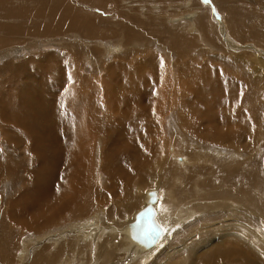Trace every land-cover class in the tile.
<instances>
[{
  "label": "rangeland",
  "instance_id": "rangeland-1",
  "mask_svg": "<svg viewBox=\"0 0 264 264\" xmlns=\"http://www.w3.org/2000/svg\"><path fill=\"white\" fill-rule=\"evenodd\" d=\"M223 1L0 0V104L7 102V94L11 91L9 94L15 95L9 109L12 111L15 107L13 112H16L20 106L17 93H27L33 86L40 90L39 83L48 80L51 88H46L45 92L50 94L58 91L57 85L64 80L65 85H70V98L64 102L63 116L56 125L71 124L70 118L62 121L68 116L64 110L70 106L74 112L81 109H76L72 103L80 102L86 96H91L89 102L97 110L96 115L104 117L97 123L101 133L96 135L90 150V183L96 190V195L89 194L87 199L89 205L92 203L86 213L90 215L72 221L69 218L65 222L62 217L40 226V222H44L41 220L49 218L52 211L46 208L44 214L37 217L39 212L29 211L15 202L23 186L29 188L27 185L35 166L28 144L18 142V145L15 141L18 136L21 139L24 129L29 136L30 130L23 126L29 120L24 122L27 118L23 110L19 114L21 118L24 116L21 130L22 126H14L8 121L3 113L5 106L0 105V113L5 115V118L0 115V154L4 155L0 157L1 170L4 169L0 172V198L3 197L0 200L3 201L0 203V264H173L180 261L181 264H198L219 244L234 250L226 264H243L241 256L244 262L264 264V0H229L230 4ZM60 3L67 4L71 11L65 13L60 9ZM92 4L99 6L90 8ZM100 5L108 12H102ZM236 11L238 24L234 26ZM78 13L84 17L87 13L86 21L73 20ZM191 13L196 14L195 18H185ZM71 17L76 23L74 26L68 25ZM86 22L88 27L89 23L95 25L94 30L84 28ZM112 65L118 69L114 68L112 73L115 72L108 77L107 68ZM207 71L213 75L208 76ZM105 77L107 84L112 86L103 82ZM195 79H199L196 85L200 89L206 82L210 88L212 84L217 98L202 90L200 96L205 101L201 98L204 102H198L200 96H192L194 86L191 82ZM133 83L151 87L144 92H152L156 97L148 102L147 115L149 111H156V117L150 118L157 122L150 119L152 122L148 123L147 118L143 121L140 112L137 123L138 127L152 125L155 131L152 134L157 136L153 140L159 143L155 142V147L152 143L153 149L145 147L149 143L147 135L138 143L140 151L149 158L151 149L161 155L160 164L149 172V176L146 174L141 179L140 175L138 178L131 175L137 180L129 188L122 176L117 175L115 182L112 181L113 177L106 169L103 158L107 154V144L111 146L108 150L114 147L111 140L110 143L108 139L104 140L102 133L107 124L119 129L124 120L112 113L111 107L117 108L115 98H118L120 110L128 107L132 110L139 103L140 99H135L133 106L131 102H125L124 106L121 100L123 97L133 99ZM22 84L28 88L23 89ZM227 86L229 92L224 95ZM111 87L116 96L113 94L115 98L109 108L104 97ZM184 95L190 101L184 106L185 110L193 109L187 116L196 112L197 122L202 123L200 132L210 127L207 125L211 122L217 128L220 126V130L217 129L220 134L230 130V139L207 140L202 136L205 133L198 136L194 127H186L185 117L181 118ZM193 99L198 106L192 105ZM51 114L57 115L56 111ZM237 125L238 131L234 133ZM131 129L132 139L136 138L137 134ZM48 132L49 138H58V142L63 140L57 136L55 125H51ZM127 141L126 137L122 147H127ZM130 154L129 157L138 156L135 150ZM123 162L129 167L133 164L129 158ZM10 163L17 177L24 179L23 185L9 178V169L5 172ZM149 190L158 193L157 218L164 237L150 251L151 255L132 260V251L129 247L127 250L117 247L116 237L122 238L123 231L129 229V221L144 207L142 197ZM98 195L102 197L98 198ZM28 196H31L30 190ZM12 203L17 204V210L15 204L13 209L8 206ZM7 211L15 215L9 221L11 214ZM77 222L84 225L77 227ZM57 250L60 256L55 254Z\"/></svg>",
  "mask_w": 264,
  "mask_h": 264
},
{
  "label": "bare ground",
  "instance_id": "bare-ground-1",
  "mask_svg": "<svg viewBox=\"0 0 264 264\" xmlns=\"http://www.w3.org/2000/svg\"><path fill=\"white\" fill-rule=\"evenodd\" d=\"M29 1V0H28ZM4 3V2H3ZM7 3V2H6ZM9 3V2H8ZM95 3V2H94ZM5 4V3H4ZM22 4V3H21ZM83 4V3H81ZM6 5V4H5ZM61 7L60 9L64 10V12L66 11H71V8L67 6V4L65 3H60ZM83 5L86 6V4L84 3ZM21 6V5H20ZM94 6H99V4H92L90 5V8H93ZM101 8L100 10L102 9L103 11L102 12H108L106 10L108 9H104L105 7H103V5H100ZM55 7V5L53 6V8ZM95 10H98V9H95ZM16 11V10H15ZM65 12V13H66ZM74 12V11H72ZM82 12V11H81ZM68 13V12H67ZM77 13V12H76ZM75 13V14H76ZM84 13V12H83ZM72 14V13H71ZM79 16H76L74 17L73 20H78L80 22H84L86 21L87 17V13H85V17L80 15L81 13H78ZM62 15V13H61ZM191 15V18H195L196 14L195 13H191L189 14ZM216 17V15H214ZM70 20H72V18ZM186 17V16H185ZM6 18V17H5ZM69 19V16L67 17ZM218 18V17H217ZM98 19V18H97ZM100 19V18H99ZM188 19V18H187ZM68 21V25L70 26H74L76 23L72 21ZM218 20V19H217ZM66 20L64 19V22ZM99 22V20H97ZM190 21V20H189ZM64 22H62V24H64ZM67 22V21H66ZM70 22V23H69ZM92 22V21H90ZM87 22L85 23V27L84 28H89L90 27V30H94V26L95 25H92V23H89L90 26L88 27L87 26ZM94 24V22H93ZM66 25V24H65ZM104 26V25H103ZM63 28V27H62ZM67 29V28H66ZM85 29V30H86ZM69 30V29H68ZM87 31V30H86ZM85 31V32H86ZM91 31H87V32H90L91 34H93ZM100 31V30H98ZM66 33V31H65ZM89 34V33H88ZM96 34H93L92 36H95ZM91 36V35H90ZM91 36V38H93ZM96 37V36H95ZM90 38V37H89ZM121 66V65H119ZM124 67V66H122ZM114 68L118 69L117 66H110L108 67V77H110V75L115 72L112 73V71L114 70ZM120 68V67H119ZM121 69V68H120ZM126 69V68H125ZM18 70L20 71V69L18 68ZM127 71V70H126ZM21 72V71H20ZM24 71H22V74ZM44 72V71H43ZM213 72V71H212ZM211 73V72H210ZM216 73V72H215ZM20 74V73H19ZM26 74V72H25ZM207 74H208V71H207ZM14 75V74H13ZM151 75V74H150ZM213 75L212 74H208V76H211ZM18 76V74H17ZM22 76V75H21ZM37 76V75H36ZM130 76V75H129ZM18 78V77H17ZM32 78V77H31ZM35 78V77H34ZM141 78V77H140ZM14 80V79H13ZM17 80V79H16ZM52 80V79H51ZM10 81V80H9ZM47 81V82H46ZM44 83H39L40 84V90L37 89L35 86L32 87V89L29 90V92L27 93H17L18 96V99L19 102L18 104L20 106H23L22 109L20 106H18L17 102L15 104H17L18 107L21 108H18L17 107V110L15 107H13L14 112H13V109L12 111L9 109L11 106H13V103H10L14 97L13 95H15L14 93H11L13 95H10L9 93L11 92H7V97L9 95V97H5L7 98V102L5 100L6 103H3V104H0L1 106L4 105L5 106V111H3V113L5 115H7V119L9 122H12L14 124V126H20L21 123H24L25 120H29L27 123V125L24 123L23 126H27V130H30V132L28 131V135L29 136H26L27 134V131L26 129L23 130V126H22V129L24 131V134L21 136V139H19V136H18V139L15 138V141H16V144L19 145L18 142H24L27 146L28 144V148L32 151L31 152V159L33 161V164H35V166H33V170L31 171L33 174L30 175V178H31V184L29 183L27 186L29 188H26V186L24 187L23 186V189L26 188L25 191H23L22 189V192L21 194L15 199L16 203H20V205H22L24 208H27L29 211H35L36 213L39 212V216L37 217H40L41 215H43L44 213V210L47 208V211H52V215L49 217V218H46L44 220H41V221H44V222H40V226H43L46 222H56L58 221L60 218L63 217L64 219V222L66 220L69 219L70 221H72V219L74 220H77L83 216H89V214H86L88 213L87 211L89 210V206L92 205H89L90 203V200L89 202L87 201L88 199V196L89 194L92 195V197L94 195H96V190H94L95 187H93L92 183H90L91 181V176L89 175L90 173V168H91V164H90V157H91V153H90V150L92 149V143H93V140H95L99 133L100 132V129L98 128V124L104 117L103 116H99L101 114H97L96 115V112L97 110L96 109H93L92 108V105L90 104V97L91 96H86L85 98L82 97V100L79 102L77 101L76 103L73 101V105L76 106V109L79 107L81 109L77 110L76 112L73 111V108L72 106H70L67 110H64L67 112L68 116L67 118H63L62 121H67L66 119L70 118L71 120L69 121H72L71 124H68L69 122H67L66 124H63V125H56L57 124V120H59V118H61V110L64 109L65 107V101L66 99H69L70 98V92H71V88H70V85H65L66 84V81L64 80H61L59 82V84L57 85V88H58V91L56 92H52L50 94L46 93L45 90L46 88L50 90L51 86H50V82H48V80H46ZM199 79H195L194 80V83H192V85L194 86V92H193V97H199L200 95L203 94V91H204V94L206 92H209L208 94H210L212 97L217 98L218 95H216L214 93V88L211 84V88H210V85L206 82L205 85L200 89L198 90L197 88V83H198ZM20 82V81H19ZM34 82V81H33ZM36 82V81H35ZM34 82V83H35ZM54 82V81H53ZM104 83L107 84L108 80L106 79L105 77V80H103ZM116 82V81H115ZM11 83H13L11 81ZM52 83V81H51ZM112 83V82H111ZM143 83V82H142ZM145 83V82H144ZM26 84V83H25ZM31 84V83H30ZM57 83H55L56 85ZM105 84V86H106ZM113 84V83H112ZM117 84V83H116ZM134 84V83H133ZM136 84H137V81H136ZM241 84V83H240ZM32 85V84H31ZM30 85V86H31ZM54 85V86H55ZM65 85V86H63ZM108 87L112 86L111 84H107ZM110 85V86H109ZM118 85H122V84H118ZM124 85V84H123ZM145 85V84H144ZM11 86V85H10ZM14 86V85H13ZM19 86V85H18ZM21 86V85H20ZM23 86V89H26L28 88L27 87H24V84H22ZM21 86V87H22ZM114 86V84H113ZM133 86V85H132ZM146 86V85H145ZM56 87V86H55ZM85 87V86H84ZM125 87V86H124ZM151 88V87H150ZM149 87H143V86H137L134 84L132 90L133 92L135 93V95L133 96V99L130 98V99H124V97L121 99L122 102H123V105L125 104V102H131L132 106L134 105L132 103L133 100L135 99H140L139 100V103L137 105H134L132 107V110H127L128 108L126 109H122L120 110L119 108V104H118V98H115L114 95V91L111 90L112 87L110 88V90H108L106 92V96L104 97L105 98V101L108 103L109 105V108L111 107V104H112V101L113 99L115 98L116 102H117V108L115 107H111V109L113 108V115L118 118V117H123L124 120L123 122L121 123L120 125V128L117 129L114 125L112 124H107L105 126V128L103 129V133H102V136L104 138V140H107L108 139V143H110V140L113 142V149L112 150H108L111 146L109 144H107V154L104 156V163L106 164V169L110 172V176L113 177V180L115 179V176H122L123 179L125 180V183L126 185H128L129 188H131L132 184L137 180L138 176L140 175V178L142 179L145 178L148 174L149 176V172H151L152 170H155V168L160 164V158H159V155H161L160 153L161 152H158L157 154V151H154L153 152V144L156 142L155 140L157 138H155L156 134H152L154 133L153 130H152V125L151 126H143V127H138V123H137V119H138V116L140 115L139 113L141 112V116H142V120L143 121H146V118L148 119L146 122H155L154 119L152 120L150 118V116H153L152 118H154V116L156 117V111H149V114L147 115V111L149 110L150 108V104H148V102H150L151 98H156L155 96H153L152 92H148ZM153 88V87H152ZM41 89L44 91L42 92ZM144 89L148 91H145L144 92ZM197 89V90H196ZM235 89V88H234ZM12 90V89H11ZM154 89H152L153 91ZM203 90V91H202ZM227 90V91H226ZM237 90V89H236ZM26 91V90H25ZM126 91V90H125ZM206 91V92H205ZM233 91V90H232ZM15 92V91H14ZM24 92V91H23ZM148 92V93H146ZM156 92V91H155ZM163 92V91H162ZM229 92V89H228V86L225 87V90H224V95H226L227 93ZM16 93V92H15ZM123 93V92H122ZM114 94V95H113ZM162 94V93H161ZM185 94V92L183 93ZM182 94V96H183ZM207 94V95H208ZM231 94V93H230ZM3 95V94H2ZM1 95V96H2ZM116 96V95H115ZM130 97V96H129ZM128 97V98H129ZM158 97H159V93H158ZM185 97V100L183 99L182 100V105L180 107L184 108V111H183V114L181 116V118L185 117L184 118V125L186 127H189V128H192L194 127V133L197 134L198 136H200V133H205L203 134L202 136L207 139V140H211V141H228L230 139V130H226V132L224 134H220V132L218 130H220V126L217 128L216 126H213V123L211 124H208L207 126H210L208 128H205L204 131H201L200 132V129H201V124L199 121L197 122V118H196V112H194L193 114L187 116L190 112H192L193 109H186V104L190 103V101L188 102L186 100V95H184ZM192 97V98H193ZM2 99V97H0ZM202 97L200 96V99ZM223 98V97H222ZM226 98V96H225ZM228 98V97H227ZM1 99H0V102H1ZM9 99V100H8ZM16 99V97H15ZM14 99V101H15ZM160 99V98H159ZM204 100V98H202ZM200 100L198 102H201L203 103L204 101L203 100ZM221 99V97H220ZM20 100H22L20 102ZM144 100V101H143ZM147 100V101H145ZM223 100V99H222ZM154 101V100H153ZM158 101V99H157ZM161 101V100H160ZM203 101V102H202ZM144 102H146L147 104H145ZM159 102V101H158ZM157 102V103H158ZM196 100H192V105L193 106H198V105H195L196 103ZM2 103V102H1ZM71 104V105H72ZM90 104V105H88ZM121 104V103H120ZM130 104V103H128ZM130 104V105H131ZM144 104V105H143ZM119 105V106H118ZM191 105V104H190ZM0 106V107H1ZM15 106V105H14ZM126 106V104L124 105ZM192 106V107H193ZM144 107V109H143ZM189 107V106H188ZM187 107V108H188ZM12 108V107H11ZM159 108V107H158ZM181 108V110H183ZM9 109V110H8ZM143 109V110H142ZM157 110V108H154ZM161 109V108H160ZM159 109V110H160ZM23 110L25 111L26 114H24L25 118L27 119H24V122H22V118H24V116L22 115V118L21 116L19 115L21 112H23ZM57 110H60L57 111ZM152 110V109H150ZM39 111H43V112H39ZM57 113V115H53L51 113L55 112ZM101 111H99L100 113ZM199 112V111H198ZM12 113V115L10 114ZM155 113V114H154ZM160 113V112H159ZM182 113V112H181ZM23 114V113H22ZM1 116H4L5 118V115H2L0 113ZM158 116V115H157ZM187 116V117H186ZM149 117V118H148ZM1 118V117H0ZM58 118V119H57ZM7 119H6V122H7ZM152 121H151V120ZM156 119V118H155ZM31 121V122H30ZM55 122V123H53ZM157 122V121H156ZM182 123V122H181ZM216 123V122H215ZM156 124V123H155ZM51 125H55L58 129V134L57 136L63 138L60 144L59 139L56 138L55 140H53L51 137L49 138V132H48V129H50V126ZM182 125V124H181ZM13 126V125H12ZM20 126V128H21ZM218 126V125H217ZM230 127V126H229ZM7 128V127H6ZM19 128V129H20ZM133 128V132H135L134 134L136 135V138H133L132 139V136H133V133H130L129 130ZM231 128V127H230ZM5 129V128H4ZM8 129V128H7ZM139 129V132L137 133L136 130L138 131ZM218 129V130H217ZM238 125H237V128L235 129L234 133L237 132L238 130ZM132 130V129H131ZM143 130V131H142ZM4 131V130H3ZM26 131V132H25ZM54 131V130H53ZM142 131V132H141ZM16 132V131H15ZM129 132V133H128ZM20 133V132H19ZM18 133V135H19ZM8 134V132H7ZM53 134V133H52ZM55 134V133H54ZM152 134V135H151ZM10 135V134H9ZM49 135V136H48ZM97 135V136H96ZM148 135V136H147ZM23 136H26V137H23ZM56 136V135H54ZM148 137V140H149V143H147L145 145V147H152L151 150H149L150 152L148 153H151V156L149 158V155L148 154H143V151H140V147H139V141L141 139L145 140V137ZM233 136V135H232ZM235 136V135H234ZM29 137V138H28ZM123 137V139H121ZM128 138V141H127V147H122L123 144H124V140L125 138ZM146 137V138H147ZM157 137V136H156ZM99 138V137H98ZM153 138L155 140H153ZM202 138V137H201ZM234 138V137H233ZM7 139V137H6ZM9 139V138H8ZM65 139V140H64ZM10 140V139H9ZM12 140V139H11ZM57 140V141H56ZM97 141V140H96ZM221 141V142H222ZM13 141H11L12 143ZM146 142V141H145ZM158 142V141H157ZM156 142V143H157ZM139 143V144H138ZM150 143H151V146H150ZM153 143V144H152ZM159 143V142H158ZM13 144V143H12ZM157 144H154V147L156 146ZM13 146V145H11ZM15 147V146H14ZM143 147V146H142ZM139 148V149H138ZM146 148V149H147ZM29 150V151H30ZM135 150V152L137 153L138 156H130L129 157V154L130 152H133ZM30 155V154H29ZM131 155V154H130ZM134 155V154H132ZM1 156H4L2 155V153L0 154V157ZM148 156V158H147ZM2 158V157H1ZM5 158V157H3ZM125 158H129L133 161V164L130 165L131 167L129 166H126L124 165V159ZM4 161V160H3ZM2 161V162H3ZM157 161V163H156ZM127 162V160H126ZM159 162V163H158ZM6 164V163H4ZM9 165V164H8ZM7 165V166H8ZM11 165V163H10ZM103 165V164H102ZM5 166V165H4ZM5 166V167H7ZM172 166V165H170ZM118 168L115 170V168ZM1 162H0V172H3V170H1ZM130 168V169H129ZM160 168V166H159ZM173 168V167H171ZM9 169V170H8ZM9 171V175L13 182L14 183H18V181H20V183H22V185L24 184V179H19V177H17V174L14 172V166L11 165L9 167H7L5 169V172L6 171ZM159 170V169H158ZM174 170V168H173ZM194 170V169H193ZM175 171V170H174ZM27 172V171H26ZM25 172V173H26ZM170 172V171H168ZM177 172V171H176ZM29 173V171H28ZM132 173V174H130ZM161 173V172H160ZM183 173V172H182ZM5 174V173H4ZM135 174V177H132L131 175ZM142 174V175H141ZM154 174V173H153ZM29 175V174H28ZM146 175V176H145ZM3 176V175H2ZM27 176V175H26ZM134 176V175H133ZM186 176L183 175V178ZM188 178H189V175H187ZM2 178V177H1ZM18 179V180H17ZM29 179V177H28ZM27 179V181H28ZM120 179V178H119ZM227 178H225L226 180ZM116 180V179H115ZM121 180V179H120ZM119 182H122L120 181ZM123 180V181H124ZM26 181V182H27ZM181 181V179H180ZM184 181V180H183ZM7 182V181H6ZM29 182V181H28ZM115 182V181H114ZM113 182V183H114ZM145 182V180H144ZM111 183V184H113ZM165 183V182H164ZM19 184V183H18ZM118 184V182H117ZM159 184V183H158ZM181 184V183H180ZM118 187V185H117ZM113 188V187H112ZM127 188V187H126ZM195 188V187H194ZM11 189V188H10ZM28 189V190H27ZM109 188H107V191ZM14 190V189H13ZM29 190H30V195L31 196H28L29 194ZM112 190V189H111ZM12 191V190H11ZM10 191V192H11ZM32 191V192H31ZM115 192V191H114ZM28 193V194H27ZM31 193H35V194H31ZM236 193V192H235ZM119 194V193H118ZM130 194V193H128ZM158 194V193H157ZM156 194V191L154 190H149L147 191L142 199H143V205L142 207L145 208L147 206L151 207L154 211V216H153V221L160 226V223L158 221V218H157V208H156V205L158 204L159 202V197L158 195ZM234 194V193H233ZM99 196V195H98ZM101 196V195H100ZM100 196L98 198H100ZM120 196V195H119ZM102 197V196H101ZM113 197V196H112ZM121 197V196H120ZM130 197H131V194H130ZM3 198V197H2ZM0 198V200L2 199ZM15 198V197H13ZM115 198V197H114ZM153 198V199H152ZM220 198V197H219ZM91 199V197H90ZM106 199V198H105ZM104 199V200H105ZM131 199V198H130ZM29 200V202L27 201ZM99 200V199H97ZM114 200V199H113ZM32 204H29L31 203ZM34 201V202H33ZM94 201V199H93ZM91 200V202H93ZM100 201V200H99ZM98 201V202H99ZM103 201V200H102ZM3 203V201H1ZM0 202V203H1ZM101 202V201H100ZM7 203V202H6ZM11 203V202H10ZM23 203V204H22ZM94 203V202H93ZM107 205L108 203L105 202ZM8 204V203H7ZM15 204V203H14ZM12 203V205H8V206H11L10 208H14V205ZM15 204V209H16V205ZM99 204V203H97ZM103 204V206H105ZM100 206V205H98ZM108 206V205H107ZM163 206V205H162ZM142 208V209H143ZM141 209V210H142ZM9 210V209H8ZM17 210V209H16ZM97 210V209H96ZM140 210V211H141ZM9 211H12V210H9ZM7 211V212H9ZM23 211V210H22ZM26 210V212H29ZM119 211V210H117ZM116 211V213H117ZM140 211H137L136 213H134V216L132 217V219L129 221L130 224L128 223V226H129V229H125L122 233V238L120 236H117V241H118V245L117 247H119L120 249L122 250H127L128 247H129V251H132L131 252V255L133 256L132 257V260L134 257H136V259H142L144 258L145 255L147 254H150L151 255V250L156 247L158 245V242L161 241V239L164 237L163 234V229H162V234L161 236L156 240V242L150 246V247H146L145 244L143 243H139L137 242L136 240L133 239L132 237V232H133V220H134V217L135 215L140 212ZM14 212V211H13ZM162 212V211H161ZM10 214L12 212H9ZM8 213V215H9ZM15 213V212H14ZM25 213V211H24ZM23 213V214H24ZM119 213V212H118ZM13 214V213H12ZM12 214L10 216H12ZM16 214V213H15ZM21 214V213H20ZM22 214V215H23ZM25 215H28L25 214ZM35 215V213H34ZM9 216V217H10ZM15 216V215H13ZM13 216L11 218L8 217V221L10 219L13 218ZM17 216V215H16ZM33 216V215H32ZM36 216V215H35ZM21 217V216H20ZM36 217V218H37ZM93 217V216H92ZM16 219V217H14ZM35 218V219H36ZM86 218V217H85ZM81 220V219H80ZM96 220V219H95ZM160 220V219H159ZM83 221V220H81ZM79 221V222H81ZM5 222V221H4ZM63 222V223H64ZM59 222L55 223L54 225H57ZM69 223V222H68ZM72 223V222H71ZM87 223V222H86ZM163 223V222H161ZM3 224V223H2ZM82 224V223H81ZM81 224L79 225L78 222L76 224L81 226ZM84 225V223L82 224ZM75 226V227H76ZM68 227V226H67ZM71 227V226H69ZM78 227V226H77ZM127 227V226H126ZM80 228V227H79ZM1 229V228H0ZM82 229V228H81ZM2 230V229H1ZM6 232V231H5ZM122 232V231H121ZM120 232V233H121ZM9 233V232H8ZM239 234V233H238ZM84 236V235H83ZM116 236V235H115ZM87 237V236H86ZM239 237V235H238ZM3 239V238H2ZM80 239V238H79ZM83 239V238H81ZM77 240V239H76ZM84 240V239H83ZM86 240V239H85ZM116 240V239H115ZM89 241H90V238H89ZM215 241V240H213ZM77 242V241H76ZM95 242V241H94ZM240 242V241H239ZM244 242V241H243ZM90 243V242H88ZM208 244V243H207ZM212 244V243H211ZM76 245V244H75ZM111 245V244H110ZM116 245V244H114ZM74 246V245H73ZM102 246V245H101ZM112 246V245H111ZM56 248V247H55ZM102 247H100L101 249ZM110 249V247H109ZM212 250V254L210 253V255H204L205 257L202 258V260H199L198 264H226V262L228 261V259L230 258V256L232 255L233 251L234 250H231V248H228V247H224L223 245L219 244V245H216L215 247L211 248ZM6 250V249H5ZM105 250V249H104ZM116 250V249H115ZM58 250L56 251L55 254L59 255L58 254ZM235 253V252H234ZM70 255V253H68ZM105 254V253H104ZM111 254V253H110ZM56 255V256H57ZM67 255V254H66ZM65 255V256H66ZM186 255V254H185ZM54 256V255H53ZM55 256V257H56ZM60 256V255H59ZM102 256V255H101ZM38 257V256H37ZM36 257V258H37ZM104 257V256H103ZM116 257V256H115ZM149 257V256H148ZM58 258V257H57ZM55 258V259H57ZM68 259V257H66ZM70 258V257H69ZM239 258V257H238ZM243 257L241 256L240 260L243 264H250L248 261L247 262H244ZM40 259V258H38ZM107 259V258H106ZM147 259V257H146ZM232 259V257H231ZM237 259V258H236ZM54 260V258H53ZM49 261V260H48ZM66 261V260H65ZM99 261V260H97ZM103 261V260H101ZM109 261V260H108ZM167 262V260H164ZM178 261V260H177ZM201 261V262H200ZM230 261V260H229ZM236 261V260H234ZM69 262V260L67 261ZM139 262H142L139 260ZM165 262V263H166ZM182 262V261H180ZM180 262L178 263H173V264H181ZM53 263V262H52ZM98 263V262H97ZM104 263V261L102 262ZM122 264V263H121ZM143 264V263H142ZM162 264V263H161ZM233 264V263H232ZM254 264H259V262L257 261L256 263Z\"/></svg>",
  "mask_w": 264,
  "mask_h": 264
},
{
  "label": "water",
  "instance_id": "water-1",
  "mask_svg": "<svg viewBox=\"0 0 264 264\" xmlns=\"http://www.w3.org/2000/svg\"><path fill=\"white\" fill-rule=\"evenodd\" d=\"M190 17L191 15H188L185 18ZM153 216V209L147 206L135 215L132 224L133 239L139 243L145 244L146 247L152 246L162 234V229L153 221Z\"/></svg>",
  "mask_w": 264,
  "mask_h": 264
},
{
  "label": "crops",
  "instance_id": "crops-1",
  "mask_svg": "<svg viewBox=\"0 0 264 264\" xmlns=\"http://www.w3.org/2000/svg\"><path fill=\"white\" fill-rule=\"evenodd\" d=\"M199 1H204V0H199ZM209 1H211V2H214V1H218V2H221L222 0H209ZM232 1H235V0H232ZM257 1V0H256ZM259 1V0H258ZM223 2H227V3H229L230 4V2H229V0H225V1H223ZM237 15H238V12L236 11L235 12V14H234V16H233V22H232V25H236V24H238V23H236V17H237ZM225 29L227 30L228 29V26H227V20L225 21Z\"/></svg>",
  "mask_w": 264,
  "mask_h": 264
},
{
  "label": "snow or ice",
  "instance_id": "snow-or-ice-1",
  "mask_svg": "<svg viewBox=\"0 0 264 264\" xmlns=\"http://www.w3.org/2000/svg\"><path fill=\"white\" fill-rule=\"evenodd\" d=\"M204 2H205V3H207V2H208V0H204Z\"/></svg>",
  "mask_w": 264,
  "mask_h": 264
}]
</instances>
